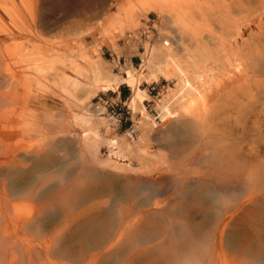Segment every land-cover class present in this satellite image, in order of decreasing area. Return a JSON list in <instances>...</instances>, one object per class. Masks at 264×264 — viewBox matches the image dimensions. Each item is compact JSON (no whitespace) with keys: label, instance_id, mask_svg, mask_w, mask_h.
Listing matches in <instances>:
<instances>
[{"label":"rangeland","instance_id":"rangeland-1","mask_svg":"<svg viewBox=\"0 0 264 264\" xmlns=\"http://www.w3.org/2000/svg\"><path fill=\"white\" fill-rule=\"evenodd\" d=\"M148 18L156 22L154 31L171 42L163 47L153 38L158 48L172 49L182 58L200 55L207 71L217 76L220 66L226 68L220 82L208 90L201 119L175 115L162 121L156 100L177 87L163 77L142 82L149 94L148 115L142 122L130 108L129 86L117 92L99 90L96 95L88 88L94 68L111 77L124 76L132 65L140 67L146 44L138 37ZM262 32L264 0H7L0 4V57H4L0 64L6 75L1 93L15 122L6 134L15 135L10 140L15 145H38L41 173L48 166L56 176L81 171L93 179L97 194L111 197V203L131 191L137 206L154 208L164 197L144 185L145 179L197 182L196 189L210 164H192L191 158L211 160L212 142L217 147L232 143L234 148L243 142L248 156L264 145V97L256 88L264 85V73L258 62L252 64L249 53L263 47L257 42ZM74 67L80 73L72 71ZM67 74L80 80L68 85V94L63 90ZM77 113L89 118L88 126L74 125ZM27 123L30 130L37 126L32 128L35 131ZM233 129L239 130V136L234 131V137H228ZM178 133L191 137V144L170 147ZM114 153L120 157L109 161ZM202 190L210 199L211 187ZM243 243L244 235L239 233L226 251L230 254Z\"/></svg>","mask_w":264,"mask_h":264},{"label":"bare ground","instance_id":"bare-ground-1","mask_svg":"<svg viewBox=\"0 0 264 264\" xmlns=\"http://www.w3.org/2000/svg\"><path fill=\"white\" fill-rule=\"evenodd\" d=\"M6 1L0 0V4ZM153 23L156 25L149 18L144 23L142 29L146 35L155 28ZM152 33L146 39L139 32L138 38L147 41L140 67L132 65L124 76L111 77L94 68V78L88 88L96 95L99 90L117 92L121 83L131 87L134 95L129 105L134 116H141L139 121L142 122L148 109L141 79H147L148 83L163 77L177 87L156 100L162 121L175 115L189 120L201 119L208 90L220 82L226 68L220 66L217 76L212 70L207 71L200 55L187 54L182 58L172 54V49L162 50L153 44L155 31ZM157 39L159 45L170 47L169 39L159 34ZM257 42L263 43V47L249 51L250 58L252 64L258 62L264 73V32L259 34ZM227 62L232 64L230 59ZM72 71L80 73L76 67ZM3 75L1 63L0 264H264V145L253 148L252 155L248 156L243 142L236 148L232 143L217 147L212 142L214 156L211 160L204 161L197 155L191 158L192 164H210L198 188L194 189L197 182L186 180L172 184L165 178L145 179L144 185L164 197L154 203V208L150 204L137 206L131 191L123 194L117 203H111V197L97 194L99 188L93 179L81 171L73 174L65 171L56 176L46 162L49 169L41 173L42 160H36L41 154L37 144L10 143L15 135H7L6 130L15 121L9 117L1 93V79L6 76ZM77 83H80L79 78L67 74L63 90L68 94V85ZM256 88L264 97V85ZM247 92L252 93L251 89ZM73 116L76 126L86 127L90 123L83 114ZM27 125L30 130L31 124ZM48 125L51 128V124ZM234 131L229 130L228 137H234ZM235 133L240 134L239 130ZM174 137L169 142L172 148L185 147L192 142L185 134L178 133ZM47 146L50 149L51 143ZM21 153L25 156L21 157ZM112 156L109 161L120 157L118 153ZM80 166L83 169L85 165ZM207 187L213 192L210 199L203 194L202 188ZM239 233L244 235V243L229 254L227 247L230 251V243Z\"/></svg>","mask_w":264,"mask_h":264},{"label":"crops","instance_id":"crops-1","mask_svg":"<svg viewBox=\"0 0 264 264\" xmlns=\"http://www.w3.org/2000/svg\"><path fill=\"white\" fill-rule=\"evenodd\" d=\"M141 80H142V82H145V83H146V80H147V79L142 78ZM149 82H151V81H149ZM124 85H125L124 83L119 84V86H118V91H119L120 89H122ZM130 88H131V87H130ZM142 90L145 92V97H144V98H145V104H146L147 100L149 99V94L147 93L146 90H144V89H142ZM133 95H134V92H133L131 98L133 97Z\"/></svg>","mask_w":264,"mask_h":264},{"label":"built area","instance_id":"built-area-1","mask_svg":"<svg viewBox=\"0 0 264 264\" xmlns=\"http://www.w3.org/2000/svg\"><path fill=\"white\" fill-rule=\"evenodd\" d=\"M153 30H154V29H153V27H152V30H149V31H148V32H149L148 35H150V34L153 35V33H152ZM141 31H142V34H141V35H142L143 37H146V39H147V36H148V35L145 34L144 29H142ZM154 37L157 38V33H156V32H155V36H154ZM143 42H144V45H145V43H146L147 41H143Z\"/></svg>","mask_w":264,"mask_h":264}]
</instances>
